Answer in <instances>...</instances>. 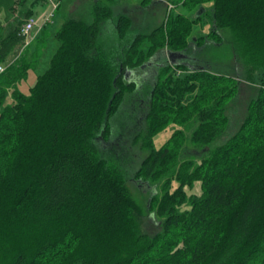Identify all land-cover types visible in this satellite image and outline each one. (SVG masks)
I'll return each instance as SVG.
<instances>
[{
  "label": "trees",
  "instance_id": "obj_1",
  "mask_svg": "<svg viewBox=\"0 0 264 264\" xmlns=\"http://www.w3.org/2000/svg\"><path fill=\"white\" fill-rule=\"evenodd\" d=\"M116 1L93 0L90 16L66 19L28 92L32 65L6 63L21 26L0 34V264H264V0H162L171 7L165 22L134 37L132 19L114 17ZM204 22L210 32L194 37ZM52 23L33 43L45 46ZM206 41L243 64L244 81L175 61ZM164 52L169 59L137 105L144 127L132 142L113 141L111 122L136 90L135 70ZM246 81L257 93L224 139ZM133 144L144 154L136 166L133 150L123 164L104 153ZM189 145L197 156L185 157ZM128 177L154 188L144 208ZM144 215L159 223L156 233L142 231Z\"/></svg>",
  "mask_w": 264,
  "mask_h": 264
},
{
  "label": "rangeland",
  "instance_id": "obj_2",
  "mask_svg": "<svg viewBox=\"0 0 264 264\" xmlns=\"http://www.w3.org/2000/svg\"><path fill=\"white\" fill-rule=\"evenodd\" d=\"M54 1L57 2L58 0ZM91 1L93 0H60V8L57 12L54 24L50 28L51 30H53L50 32V36L48 37L45 46H43L42 43L39 44L38 41H36L35 43H33V45L31 44L32 46L27 48L24 55H22L17 61L19 63H22V61H26L27 65H32V69L29 70L28 77L26 80H24L22 85V89L25 92H28L29 87L35 84L37 77L46 71L49 66L50 59L58 48V43L53 37L54 32L58 30L66 21V19L70 17L81 14H88V16H90ZM100 1L108 3V0ZM41 3V0H27V3L22 5L21 8L19 7L18 11L15 12L12 9L13 1L8 0L6 6H3L4 10L0 11V34H2L1 37H5V33H7L8 31L9 23H13L12 25H15L16 22L19 21L16 18L17 15L23 16L27 11L31 9L34 11H38L39 8V10H41ZM0 6L2 7V4H0ZM209 6L210 4L207 5V7ZM170 9L171 7H167L166 4L162 3V0H154L145 5L142 4V0H117L113 5L114 17H117L119 15H126L132 19V27L130 29L131 37H134L138 34H150L154 29L165 22V20L169 16ZM178 11L180 10L176 9V12ZM191 16H194V14H192ZM110 22L111 21H109L108 24L109 26ZM109 28L110 27H108L107 32L106 30H104L103 32V38L105 39H107L108 34L113 33V31H111V29ZM210 30L211 29L209 23L204 22V24L195 26L193 35L194 37L207 35ZM216 46H218L217 42L206 41L200 47L195 46L193 47V49L189 48L184 52H176L175 61H177V63L179 64L186 65L189 69L203 68L215 74L231 76L244 81L246 75H244L245 68L243 64L233 65V62L235 61L234 59H231L232 57H230V51L224 48H216ZM164 53H162L163 55L161 54L160 58L152 65H150L147 69H144L142 67L138 70H135L134 83L136 84V90L131 92L130 95L127 94L128 96L124 101L122 110L113 118L111 122V139L113 141L122 138L126 143L132 142V139L134 137L133 135L136 129L139 127L140 129L144 127V114L140 115V109H138L137 105L139 104L140 106V101H147L151 86L155 84L162 65L166 64L167 59H169L170 54L166 52ZM10 61L11 56L8 58L6 63H9ZM133 74V71H130L129 76H127L126 79L132 78ZM257 90V87L249 84L247 81L242 83L239 99L230 107L229 110V115L231 116V125L228 134L224 139L232 135L237 130L243 116L245 115L246 106L248 105L250 99L256 95ZM139 116H141V119L138 120ZM138 122H142V124H140V126H137ZM170 134L171 128L158 135L155 138L156 146H161L170 137ZM118 147L120 146L118 145ZM131 150H133L135 153L134 161L132 162H134V166H136V163L140 161L144 156L143 152L139 150L137 144H133V147L131 149L123 146L121 148V153L114 148H112L111 151L109 149H104V153L110 156L112 159L123 164L122 161L129 162V157L133 156V152L130 153ZM196 150L198 151L196 147L189 145L188 152L186 153L185 157L193 158V156H197L198 154ZM190 153L192 156L189 155ZM132 166L133 165L128 166V168H131ZM138 166L139 164L136 168H138ZM128 178V187L133 197L137 201H139V203L144 208L146 206L147 199L154 192V188H150L145 185L143 186L140 182H136L133 177ZM199 190L200 187L199 184H197L195 190L190 191V193H199ZM147 216L148 215H144V218H142L141 220V229L143 232L154 234L159 228V223L154 220V217Z\"/></svg>",
  "mask_w": 264,
  "mask_h": 264
},
{
  "label": "built area",
  "instance_id": "obj_3",
  "mask_svg": "<svg viewBox=\"0 0 264 264\" xmlns=\"http://www.w3.org/2000/svg\"><path fill=\"white\" fill-rule=\"evenodd\" d=\"M59 4V2H50L48 7L39 16L29 18L22 23L19 29V36L21 37V40L11 56L9 65L17 62L18 59L26 52L27 48L30 47L34 40L38 37L44 27L48 23L53 22V18ZM5 70L6 66L0 64V75Z\"/></svg>",
  "mask_w": 264,
  "mask_h": 264
},
{
  "label": "crops",
  "instance_id": "obj_4",
  "mask_svg": "<svg viewBox=\"0 0 264 264\" xmlns=\"http://www.w3.org/2000/svg\"><path fill=\"white\" fill-rule=\"evenodd\" d=\"M7 1L8 0H0V4H2V7L0 6V11H2V10H4L3 9V6H6V4H7ZM13 1V0H12ZM50 1H54V0H41V6H42V9L41 10H39V8H38V11H34V10H29V11H27L23 16L21 15V16H18L17 15V19L19 20V21H17L16 22V24L15 25H12L13 23H9V27H8V31H7V33H5V35H8L9 33H11L13 30H14V28H18L19 27V22H24L25 20H26V17H28V16H33V17H36V16H39L47 7H48V4H49V2ZM24 3L22 4V5H24V4H26L27 3V0H25V1H23ZM54 2H56V1H54ZM21 5V6H22ZM61 5V4H60ZM21 6H17V7H12V9H13V11H15V12H17L18 11V9H19V7L21 8ZM59 10V9H58ZM58 10L56 11V13H55V16H54V20L53 21H55V18H56V16H57V12H58ZM52 24H54V22L52 23ZM40 34H41V32H40ZM39 34V35H40Z\"/></svg>",
  "mask_w": 264,
  "mask_h": 264
},
{
  "label": "water",
  "instance_id": "obj_5",
  "mask_svg": "<svg viewBox=\"0 0 264 264\" xmlns=\"http://www.w3.org/2000/svg\"><path fill=\"white\" fill-rule=\"evenodd\" d=\"M203 12V10H201V12L200 13H202Z\"/></svg>",
  "mask_w": 264,
  "mask_h": 264
}]
</instances>
